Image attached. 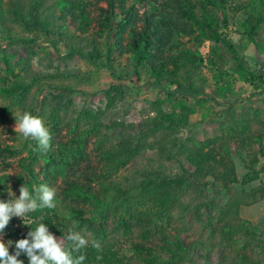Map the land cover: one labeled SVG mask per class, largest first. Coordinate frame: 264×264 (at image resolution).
<instances>
[{
    "label": "rangeland",
    "instance_id": "1",
    "mask_svg": "<svg viewBox=\"0 0 264 264\" xmlns=\"http://www.w3.org/2000/svg\"><path fill=\"white\" fill-rule=\"evenodd\" d=\"M10 1L0 2V79L6 85L21 80L29 90L20 101L0 98V112H8L0 114V143L15 151L13 156L0 154V178L7 176L4 194L10 188L12 198L19 197L18 163L31 146L30 138L13 131L17 111L40 117L49 130L56 127L49 147L53 150L68 142L74 126L77 133L94 127L95 133L85 137L88 159L102 173L105 186L126 194H118L115 207L108 210L130 219L152 215L150 235L158 237L163 231L171 240L160 251L159 264H241V259L264 264V31L251 41L234 28L224 29L246 70L238 69L218 44L216 66L180 73L184 92H179L175 85L156 82L146 68L140 67L135 76L116 52L109 67L90 61L88 49L69 37L61 41L24 31L10 20ZM30 1L21 4L26 7ZM53 1L44 0L40 11L57 18ZM243 16L238 13L236 19ZM18 37L35 38V43L19 44ZM181 41L195 50L190 38ZM213 47L205 42L198 50L207 59ZM229 84L232 95L227 100L213 95L214 89ZM110 87L117 88L111 91L114 98L106 96ZM154 119L163 129L151 127ZM125 140L138 147L125 164L117 166L113 157L99 156L110 155ZM154 171L182 177L186 186L172 196L146 192L140 185ZM230 172L233 182L226 184ZM61 186L58 178L54 189ZM102 191L104 196L110 190ZM155 209L162 210L158 216ZM238 224L250 229L236 230ZM3 240L10 241L6 234ZM130 240L141 241L138 231L123 238L125 243Z\"/></svg>",
    "mask_w": 264,
    "mask_h": 264
},
{
    "label": "trees",
    "instance_id": "2",
    "mask_svg": "<svg viewBox=\"0 0 264 264\" xmlns=\"http://www.w3.org/2000/svg\"><path fill=\"white\" fill-rule=\"evenodd\" d=\"M43 3L44 0H31L24 7L21 0H11L10 20L24 31L42 33L46 38L63 41L69 37L77 41V46L82 44L88 49L90 61L103 62L109 67L113 65L112 56L116 52L120 57H125V62L128 67H132L135 76H138L140 67L146 68L156 82L165 81L175 85L179 92H184L179 80L180 73L196 72L201 65L216 66L213 57L216 56L218 44L229 51L238 69L246 70V64L228 42L229 37H226L224 29L234 28L239 36L251 41H254L259 31H264V0H54L52 4L59 10L57 18L40 11ZM238 13L244 15L240 20L236 19ZM67 28L72 33L66 31ZM185 37L190 38L195 50L181 41ZM28 38L18 37L15 41L24 45L27 42L35 43V38ZM205 42L214 44L207 59L198 50ZM100 49L104 52L101 53ZM82 77L76 74L77 79ZM222 88L214 89L213 95L224 101L232 93L230 84ZM28 90L29 85L21 80L6 85V79H0V98L13 97L20 101ZM111 91H117V88L110 87L106 91L107 98H114ZM0 114L7 116L8 112ZM156 122L154 119L151 127L163 129ZM49 131L51 136L57 133L56 127ZM76 131L77 127L74 126L71 138L66 143H58L57 150H41L36 141L29 139L31 146L28 154L18 163V183L28 187L33 195L35 188L41 184L54 188L58 178H61L62 186L55 189V209H38L29 213L23 221L17 217L11 219L4 231L13 242L9 253H14L16 241L26 238L30 230L44 223L58 237H63L72 227L82 233H91L89 239L99 241V249L89 245L82 250L86 255L84 264H137L138 259L142 260V264H159L160 251L165 249L167 243H171L168 235L163 231L158 233V237L150 235L154 225L152 215L130 219L108 210L109 207H115L119 195L123 197L126 194L105 186L102 173H98L88 159L85 137L86 134L95 133L94 127L79 133ZM130 143L125 140L110 155L99 156L102 159L113 157L117 166L123 165L136 154L138 148L136 144L132 147ZM53 144L54 139H51L50 146ZM0 154L13 156L15 151L11 145L0 143ZM11 166L6 163L7 168ZM200 167L196 166L197 169ZM182 173L187 172L184 170ZM233 174L230 172L225 175L226 184L233 182L230 179ZM144 178L140 186L146 192L160 195L172 196L187 183L182 177L169 178L156 171L145 174ZM6 182V175L0 178V200L10 199L8 194H4ZM103 189L110 191L101 196ZM122 200L126 204L130 202L125 198ZM94 205L97 206L95 210ZM155 210L157 216L162 211ZM73 221L76 223L73 224ZM245 225L238 224L235 229L249 230ZM135 231H138L141 241L130 240L125 243L123 238ZM19 259L28 264L26 256L21 255ZM239 262L246 264L244 259Z\"/></svg>",
    "mask_w": 264,
    "mask_h": 264
},
{
    "label": "clouds",
    "instance_id": "3",
    "mask_svg": "<svg viewBox=\"0 0 264 264\" xmlns=\"http://www.w3.org/2000/svg\"><path fill=\"white\" fill-rule=\"evenodd\" d=\"M15 127L13 131L19 133L25 140L32 139L37 147L47 151L50 147L51 133L43 120L31 113L17 111L14 116ZM10 193V195H9ZM13 193L8 189L9 200H0V264H24L19 259L21 255L27 257L28 264H84L86 255L82 250L89 245L99 249V241L89 237L91 233L77 231L69 227L63 237H55L49 232L44 223H40L35 230H30L27 237L15 242L14 253H9L13 242L3 240V234L13 217L22 221L28 214L38 209H55L56 190L48 185L41 184L35 188V195L30 193L28 187L19 188V197L12 198ZM70 218V217H69ZM76 222L73 221V224Z\"/></svg>",
    "mask_w": 264,
    "mask_h": 264
}]
</instances>
